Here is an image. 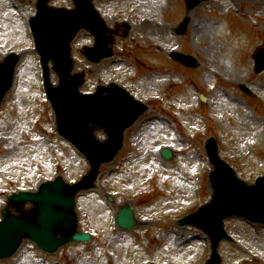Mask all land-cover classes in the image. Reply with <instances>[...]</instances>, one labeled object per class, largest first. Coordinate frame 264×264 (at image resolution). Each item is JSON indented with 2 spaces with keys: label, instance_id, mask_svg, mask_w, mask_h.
Here are the masks:
<instances>
[{
  "label": "rangeland",
  "instance_id": "374dc122",
  "mask_svg": "<svg viewBox=\"0 0 264 264\" xmlns=\"http://www.w3.org/2000/svg\"><path fill=\"white\" fill-rule=\"evenodd\" d=\"M95 2L108 24L129 20L132 29L127 37L117 38L113 58L100 64L88 63L79 53V46L90 40L84 31L74 40L76 70L90 71L84 90L110 80L137 95L158 94L163 102L149 106L126 131L123 149L101 168L98 190L77 198L80 229L93 234L90 242L70 243L47 254L26 239L16 254L0 264H203L211 253L210 244L199 235L203 232L177 224L180 212L194 200L197 172L206 173L201 201L211 197L207 176L212 167H199L188 139L194 128H202L201 115L207 113L216 134L221 133L220 154L238 176L253 183L264 173V102L251 97L256 104L251 109L243 99L249 93L240 88L264 91V71L257 73L250 64L256 47L264 44V0H206L188 9L185 0ZM35 4L36 0H0V61L10 51L21 54L15 86L0 105V209L6 195L19 187L35 189L43 179L60 174L73 180L87 166L56 132L55 114L42 90L39 58L27 33V16L36 13ZM51 4L74 6L72 0H51ZM186 16L189 23L182 37L175 29ZM198 19L204 28L194 31ZM167 32L173 38L166 39ZM162 42L168 43L165 53L172 48L194 54L198 67L174 61L161 51ZM217 59L221 65L215 63ZM157 70L168 73L160 78L153 75ZM234 72L241 75L237 83L221 78ZM52 81H58L53 71ZM198 86L208 96L203 104ZM164 114L173 119L172 125ZM98 135L104 137L102 131ZM162 145L173 150L172 160L155 157ZM198 151L202 153L200 147ZM108 195L114 203L107 201ZM127 202L136 212L137 225L131 230L117 226L114 218L115 209ZM226 229L235 240L220 243L222 264H264L242 253L240 246L247 242L264 256V226L253 228L240 218H229Z\"/></svg>",
  "mask_w": 264,
  "mask_h": 264
},
{
  "label": "water",
  "instance_id": "95a60500",
  "mask_svg": "<svg viewBox=\"0 0 264 264\" xmlns=\"http://www.w3.org/2000/svg\"><path fill=\"white\" fill-rule=\"evenodd\" d=\"M47 1L40 0L38 3L40 14L38 22L45 28L46 43L50 47L56 63L55 68L59 70L61 77L59 87L50 88L51 97L58 114V130L70 138L77 139L80 126L82 133L86 134L87 137L88 135L90 136L88 146L85 145L82 149L91 159L93 168L90 174L76 185L65 184L61 178L52 183L44 184L39 192L31 194L36 203V208L34 214L22 211L24 219L15 217L9 209L4 210L5 218L0 222V254L3 255L13 251L25 235H28L37 241L40 246L48 250H55L59 245L71 240L88 237L86 233H79L76 230L75 215H71L73 210L70 207L65 210L59 208H62L60 206L61 203H59L61 201L60 197L73 198L79 188L92 185L98 174L101 162L111 159L117 149L120 148L122 144V129L125 128L128 122L135 120L139 115V111L144 108L141 104L132 102L125 94H119L113 98L101 96V91L93 96H82L78 93L77 87L82 83V80L80 76L70 77L69 75L73 67L69 52V41L78 27L85 25L93 29L98 36L101 48L98 51H96L97 49L93 50L94 53L97 52L100 56L103 55V47L105 50L106 46L105 30H103L105 28L104 23L97 13L93 11L90 0H76L78 4L76 10L48 9ZM195 1L199 0H189L190 3ZM85 8H89V11H84ZM86 13L88 14L86 15ZM48 55L50 56V54ZM49 56H46V59ZM96 59L99 60L100 58L97 57ZM16 60L17 57L15 55L10 56L0 69V72L8 73L9 82L12 79ZM46 75L48 78V71ZM48 84L50 83L48 82ZM109 101H114L111 102L113 108L109 107ZM105 108H110L112 111L104 113L102 110H105ZM118 111L123 114H116ZM115 115L123 117L118 120ZM128 116L130 118L126 120ZM88 121L98 122L108 127L110 139L105 143L97 142L92 137L93 131L88 126ZM211 152L212 159L217 165V170L212 175L216 193L214 199L207 207L218 209V214L214 217L218 226H214L219 228L222 218L232 212L243 214L252 210L255 212L254 216L256 218L264 219V203H256L253 206H249L247 202L243 201L237 194L236 188L244 190L246 186L240 183L226 164L222 163L218 158L216 147ZM166 155L170 156V152L166 151ZM246 189L254 194L260 191V187ZM25 196L27 197L28 195L22 193L20 195H12L9 198L17 203L25 201ZM119 220L127 227L132 226L135 223L132 209H122ZM199 224L208 226L201 221H199ZM59 233L62 234L60 238H58ZM219 238L216 237L215 242ZM7 246L10 248L7 249ZM213 263L218 264L219 259H213Z\"/></svg>",
  "mask_w": 264,
  "mask_h": 264
},
{
  "label": "bare ground",
  "instance_id": "6f19581e",
  "mask_svg": "<svg viewBox=\"0 0 264 264\" xmlns=\"http://www.w3.org/2000/svg\"><path fill=\"white\" fill-rule=\"evenodd\" d=\"M166 3H167V1H166ZM199 27V28H198ZM204 28V25H203V22H202V20H196V23L194 24V31H196L197 29H199V30H201V29H203ZM165 29H167V28H165ZM164 31H167V30H164ZM164 37L166 38V39H170L171 38V35H170V32H167V33H165L164 34ZM162 48H164V49H167L166 48V46L165 45H162ZM218 60V59H217ZM217 62V61H216ZM215 62V63H216ZM155 75V74H154ZM209 76V75H208ZM210 77V76H209ZM203 78H207L206 76H204Z\"/></svg>",
  "mask_w": 264,
  "mask_h": 264
}]
</instances>
